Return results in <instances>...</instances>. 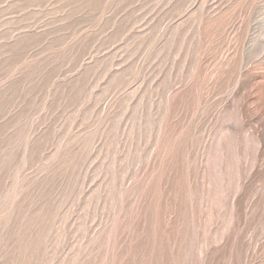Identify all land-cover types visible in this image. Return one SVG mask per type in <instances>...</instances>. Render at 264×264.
<instances>
[{
  "label": "rangeland",
  "instance_id": "obj_1",
  "mask_svg": "<svg viewBox=\"0 0 264 264\" xmlns=\"http://www.w3.org/2000/svg\"><path fill=\"white\" fill-rule=\"evenodd\" d=\"M0 264H264V0H0Z\"/></svg>",
  "mask_w": 264,
  "mask_h": 264
}]
</instances>
